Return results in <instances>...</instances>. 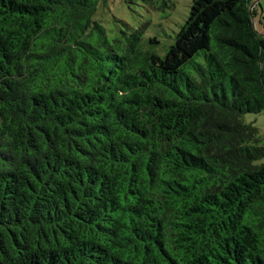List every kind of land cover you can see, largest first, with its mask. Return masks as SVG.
I'll return each instance as SVG.
<instances>
[{
	"label": "trees",
	"instance_id": "obj_1",
	"mask_svg": "<svg viewBox=\"0 0 264 264\" xmlns=\"http://www.w3.org/2000/svg\"><path fill=\"white\" fill-rule=\"evenodd\" d=\"M110 1L0 0V264H264V11Z\"/></svg>",
	"mask_w": 264,
	"mask_h": 264
},
{
	"label": "rangeland",
	"instance_id": "obj_2",
	"mask_svg": "<svg viewBox=\"0 0 264 264\" xmlns=\"http://www.w3.org/2000/svg\"><path fill=\"white\" fill-rule=\"evenodd\" d=\"M191 2L192 0H134L126 3L125 0H111L109 9L111 14L132 26L147 23L145 35L156 36L163 46L173 40L188 15ZM255 5L257 16L254 23L256 24L258 16L264 11V0H257ZM156 49L159 51L160 48L156 47ZM243 120L257 127L264 140V110L256 114L246 113L243 115ZM258 163L264 164V156L258 160Z\"/></svg>",
	"mask_w": 264,
	"mask_h": 264
},
{
	"label": "water",
	"instance_id": "obj_3",
	"mask_svg": "<svg viewBox=\"0 0 264 264\" xmlns=\"http://www.w3.org/2000/svg\"><path fill=\"white\" fill-rule=\"evenodd\" d=\"M257 0H254V2L251 5V8L256 4Z\"/></svg>",
	"mask_w": 264,
	"mask_h": 264
}]
</instances>
